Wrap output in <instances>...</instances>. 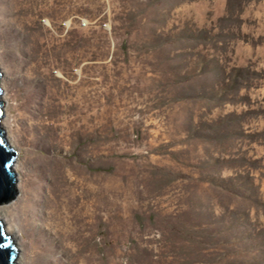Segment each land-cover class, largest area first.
Segmentation results:
<instances>
[{
    "label": "rangeland",
    "instance_id": "rangeland-1",
    "mask_svg": "<svg viewBox=\"0 0 264 264\" xmlns=\"http://www.w3.org/2000/svg\"><path fill=\"white\" fill-rule=\"evenodd\" d=\"M0 71L27 264H264V0H0Z\"/></svg>",
    "mask_w": 264,
    "mask_h": 264
},
{
    "label": "water",
    "instance_id": "water-1",
    "mask_svg": "<svg viewBox=\"0 0 264 264\" xmlns=\"http://www.w3.org/2000/svg\"><path fill=\"white\" fill-rule=\"evenodd\" d=\"M0 71V206L14 199L16 151L7 140L4 130V98ZM0 264H20L18 252L7 227L0 219Z\"/></svg>",
    "mask_w": 264,
    "mask_h": 264
},
{
    "label": "bare ground",
    "instance_id": "bare-ground-1",
    "mask_svg": "<svg viewBox=\"0 0 264 264\" xmlns=\"http://www.w3.org/2000/svg\"><path fill=\"white\" fill-rule=\"evenodd\" d=\"M1 83H2V79H1ZM7 93L4 92V95H3V98H6V95ZM4 125H5V122H4ZM18 153H16L17 155ZM18 162V161H17ZM15 162V165H14V172L18 171V167H19V164ZM19 178V177H18ZM20 180H16V190H17V193L14 197V199H12L9 203L7 204H4V205H1L0 206V219L3 221L4 219V216L5 214L8 212L9 210V207L15 203L19 198H20ZM69 197H73V200L76 199V197L74 196H70L69 194ZM55 212H51V216L53 217V214ZM77 212L74 211V209L70 208V211L67 212L65 214V216H76ZM71 226V228H73V225L74 223H68L67 225ZM4 225L7 227L9 233H10V236L16 246V249H17V252H18V257H19V261H20V264H27V260H28V257H27V254H26V251L24 248L21 247L20 243L18 242L17 238L19 237V227L18 226H14V225H11L9 224L8 222H4Z\"/></svg>",
    "mask_w": 264,
    "mask_h": 264
}]
</instances>
